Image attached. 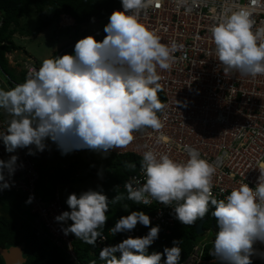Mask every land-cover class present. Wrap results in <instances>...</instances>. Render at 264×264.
Wrapping results in <instances>:
<instances>
[{
  "label": "clouds",
  "instance_id": "obj_1",
  "mask_svg": "<svg viewBox=\"0 0 264 264\" xmlns=\"http://www.w3.org/2000/svg\"><path fill=\"white\" fill-rule=\"evenodd\" d=\"M176 2L182 6L188 0ZM197 2L192 0L193 4ZM120 3L121 10L113 11L104 26L102 41L92 36L79 39L73 54L44 59L38 69L29 68L23 83L5 77L7 88L0 86V111L11 117L0 132L5 152L28 149L33 155V147L36 151L46 149V140L56 143L61 154L73 148L107 151L130 144L134 132L163 127L157 115L165 108L158 97L162 77L157 68L169 70L172 54L179 46L175 42L162 43L154 31L139 22L141 11L158 7L160 0ZM251 15V9L245 6L225 8L211 32L216 56L225 71L238 70L255 77L264 74V43H258L264 28L253 32ZM62 16L68 17L69 26L61 29L75 26L69 16ZM25 63L33 64L24 61L22 71ZM187 157L178 162L168 154L145 151L141 163L144 182H137L138 186L126 183L127 199L143 205L156 201L172 206L175 218L183 225H193L205 217L210 206L214 207L211 214L218 231L211 254L219 264H252L253 245L264 243V173L255 188L241 182L218 199L212 192L215 165L201 158L194 148L187 149ZM17 161V155L0 159V190L10 187L8 178L17 170ZM56 190L59 192L58 187ZM122 198L117 195L110 203ZM32 199L30 196L27 202ZM66 204L70 211L55 217L57 221H72L64 229L65 235L74 234L93 247L98 238L107 239L102 230L109 218V201L104 194L93 190L81 193L79 198L70 194ZM137 223L147 227L150 217L143 211H131L109 229L110 235L129 232ZM159 232L158 225L152 226L145 236H129L104 247L99 258L105 264H160L162 253H148ZM173 245L163 251L164 264H179L182 249L178 241Z\"/></svg>",
  "mask_w": 264,
  "mask_h": 264
},
{
  "label": "built area",
  "instance_id": "obj_2",
  "mask_svg": "<svg viewBox=\"0 0 264 264\" xmlns=\"http://www.w3.org/2000/svg\"><path fill=\"white\" fill-rule=\"evenodd\" d=\"M234 5L251 9V18L255 22L253 32L264 28V0H198L196 4L188 0L182 6H178L176 0H160L158 7L141 11L139 22L142 25L154 31L162 43L170 45L175 42L179 46L172 54L171 68H157L162 77L159 93L165 104V108L158 114L163 127L159 130L145 128L134 132L130 144L109 149L105 153L115 156L131 154L142 163L143 153L152 150L184 162L188 158L187 149L194 148L201 158L216 167L212 177V192L216 198H223L232 189L238 188L241 182L255 188L261 173H264V74L252 77L238 70L225 71V66L216 56L211 32L213 25L223 17L225 8ZM187 8H191V11H186ZM115 10H121V6L111 13ZM110 14L101 20L103 26L99 30L84 37L92 36L102 41L106 35L104 26ZM67 20L68 17L61 16L58 28L69 26ZM1 21L0 12V25ZM258 43H264V35H261ZM29 68L37 67L25 63L24 80ZM176 100L181 103L176 105ZM9 119L11 117L0 111V132L5 130ZM72 154L79 155L78 151ZM10 155L18 156V167L14 175L8 178L10 187L0 190V198L4 194H23L29 212L39 218L49 241L64 251L72 264H79L72 245L73 238L70 233L64 234L69 220L55 219L66 211L58 190L49 200L39 199L35 189L40 173L32 155L28 154V149L7 153L0 142V159L7 160ZM129 182L134 186H138L137 182H144L141 167L125 181L124 189ZM30 196L33 199L27 202ZM140 205L151 210L149 226L159 225L165 235L171 233L175 226L172 206L156 201ZM144 228L146 226L137 223L129 232L115 235L108 232L105 235L107 239H97V254L104 247L116 245L129 236L140 237V231ZM113 238L117 240L113 242ZM211 245L212 239L209 243L197 241L188 257L179 264H219L210 252ZM253 248L252 264H264V243L257 241Z\"/></svg>",
  "mask_w": 264,
  "mask_h": 264
},
{
  "label": "trees",
  "instance_id": "obj_3",
  "mask_svg": "<svg viewBox=\"0 0 264 264\" xmlns=\"http://www.w3.org/2000/svg\"><path fill=\"white\" fill-rule=\"evenodd\" d=\"M120 6V0H0L2 18L0 25V70L9 80L16 84L24 82L23 71L15 76L8 70L9 66L6 55L22 49L21 46L14 43L13 38L15 35L18 34L22 37L36 36L42 33L45 28L47 29L52 26V24H56L58 28L61 16L67 15L74 21L75 26L71 27V29H73L75 36L79 30H84L87 25L104 20L113 9ZM29 13L36 15L39 19V27L35 31L27 30L21 25L20 21L24 17H27ZM58 31L70 37V28H58ZM76 42L77 40L69 45H72V48H74L73 45ZM65 53L66 51L62 50L59 56ZM158 97L163 103V97L159 92ZM53 160L56 163L61 162L63 168L58 169L56 167L54 169L53 179L51 178L49 187H47L48 185L46 184L48 182L44 181L45 177H42L41 170L34 160L35 166L41 175L36 183L35 195L42 201L53 198L56 188L62 182L70 184L77 179H81V177L95 180L104 174V180L99 189V192L104 194L109 201V210L106 213L109 218L106 221L105 228L102 230L104 235L108 234L109 229L114 227L116 221L121 216H126L131 211H143L148 216L151 215L150 209L128 200L127 190L124 189L125 181L131 175L137 173L141 167V160L134 155L115 156L104 153L103 156L92 155L90 158H83L80 155L73 156L70 153L54 157ZM133 164L135 167H131ZM11 195L12 197H9L10 200L6 201L7 205L14 201L22 203L26 200L23 194ZM117 195L123 198L117 203H110ZM61 201L64 209L70 211L64 198H61ZM125 204L128 205V208L123 207ZM213 210L214 207L210 206L209 212L205 217L196 221L193 225H183L175 218V226L169 235H165L162 228L158 225L160 228L158 238L154 244L148 247V253H162L160 264H164L166 259V256L163 255L164 249L171 248L174 246L173 241H178L182 249L179 261L181 263L188 257L192 247L198 240L199 236L195 233V226L201 220H204L203 231H211L213 234L212 241L214 242L215 233L218 231V228L215 218L211 214ZM14 213L10 215L7 213L6 219L3 218L0 222V238L6 239L5 243L0 242L1 247H5L6 244L22 246L27 256L26 264H72L66 253L49 241L44 227L37 217L30 216L29 214L26 215L27 217H24L19 216L16 212ZM71 223L72 221L69 220V226ZM152 226L157 225H151L141 230L140 237L145 236ZM71 236L73 238L72 245L75 257L79 264H84L81 262V258H85L87 264H92L93 261L95 264H105V261L99 258L96 247L77 239L74 234H71ZM112 240L115 242L117 239L113 238ZM212 247L213 245L210 247L211 250ZM116 256L119 258L120 254Z\"/></svg>",
  "mask_w": 264,
  "mask_h": 264
},
{
  "label": "rangeland",
  "instance_id": "obj_4",
  "mask_svg": "<svg viewBox=\"0 0 264 264\" xmlns=\"http://www.w3.org/2000/svg\"><path fill=\"white\" fill-rule=\"evenodd\" d=\"M21 25L30 31H35L39 27V19L36 17V15L29 13L27 17H24L22 19ZM103 26V22L99 21L90 25H87L84 30H79L76 35L74 36L73 29L70 28V37L64 38V41H60L59 38H56L55 36H59L58 28L56 24H52V26L48 27L47 29L36 36H29V37H21L20 35H15L13 38V41L16 45L21 46V50L17 52H13L11 54H7V61H8V70L12 72L11 67L14 66V63L17 62V60H31L35 67L39 68L42 61L44 59L53 58L54 56H59L62 52V50H65V54H73L74 48H72L71 44L72 42H75L76 40H79L80 38L84 37L85 35H88L96 30H99ZM60 36L62 33H59ZM13 73V72H12ZM6 75L3 74V72L0 70V86H3L7 88V82L5 79ZM49 147L51 148V151L53 152L52 157L49 159L47 158L46 162L44 164L41 163V157L38 155V152L33 147L34 154L32 157L36 161L39 169L41 170L42 177H46L44 181H47L49 187V184L51 183V178L53 179L54 175V169L57 167L58 169H62L63 165L61 162L56 163L54 157L60 156V155H67L72 153L73 151H78L79 155L83 158L95 155V156H103L105 151L103 150H92L88 148H73L72 150L66 152L65 154H61V150L57 147V144L52 142L51 140H47ZM104 180V174L99 177V179L95 180H88L84 177H81V179H77L73 181L70 184L60 183L58 185L59 192L61 194V197L64 198L66 201L68 196L70 195V192L72 194H76L79 198L80 194L88 191L93 190L99 192L100 185ZM45 185V186H46ZM70 191V192H69ZM12 197L11 194H4L2 198H0V204H4L2 202H6L10 200L9 197ZM16 200V199H14ZM10 204V203H8ZM6 206V205H5ZM13 208V209H12ZM11 209V210H10ZM5 213L11 214L16 212L19 216L27 217L26 215L29 214L28 209L26 207V203H17L12 202L9 206L6 208H3ZM17 210V211H16ZM15 214V213H14ZM14 216V215H13ZM11 216V217H13ZM213 237V234L211 231H206L202 235L198 237V241L209 243ZM81 262L84 264H87V261L85 258H81Z\"/></svg>",
  "mask_w": 264,
  "mask_h": 264
},
{
  "label": "water",
  "instance_id": "obj_5",
  "mask_svg": "<svg viewBox=\"0 0 264 264\" xmlns=\"http://www.w3.org/2000/svg\"><path fill=\"white\" fill-rule=\"evenodd\" d=\"M203 224L204 220H201L196 224L195 233L197 236L203 234ZM0 256L4 261V264H23L25 261L22 250L17 246L4 249L0 248Z\"/></svg>",
  "mask_w": 264,
  "mask_h": 264
},
{
  "label": "crops",
  "instance_id": "obj_6",
  "mask_svg": "<svg viewBox=\"0 0 264 264\" xmlns=\"http://www.w3.org/2000/svg\"><path fill=\"white\" fill-rule=\"evenodd\" d=\"M59 34V33H58ZM22 37V36H21ZM56 38H59V40L60 41H64L65 39L64 38H68V36H66L65 34H62L61 36L59 35L58 37L57 36H55ZM24 61H27V60H17V62L16 63H14V66L13 67H11V70H12V72H13V74L15 75V76H17L21 71H22V68H21V65H22V63L24 62ZM29 61H31V60H29ZM32 62H34V61H32ZM50 144V143H49ZM49 144H48V141L46 140V145H47V147H46V149L44 150V151H37L38 152V155L41 157V163L42 164H44L45 162H46V160H47V158L49 159L50 157H52V154H53V152L51 151V148L49 147ZM74 152V151H73ZM72 152V153H73ZM46 178V177H45ZM47 182V181H46ZM70 192V191H69ZM70 194H72V192L70 193ZM2 203H4V204H1V206L3 207V208H6L8 205H7V203L6 202H2ZM6 205V206H5Z\"/></svg>",
  "mask_w": 264,
  "mask_h": 264
},
{
  "label": "flooded vegetation",
  "instance_id": "obj_7",
  "mask_svg": "<svg viewBox=\"0 0 264 264\" xmlns=\"http://www.w3.org/2000/svg\"><path fill=\"white\" fill-rule=\"evenodd\" d=\"M6 217H7V215H6L5 211L3 210V207H2L1 204H0V222H1V220H2L3 218L6 219ZM5 241H6V239H4V238H0V242H4V243H5ZM8 247H12V245H7V244H6L5 247H1V246H0V248H2V249H4V248H8ZM17 247H19V248L22 250L23 256H24V258H25L24 263L26 264V263H27L26 252L24 251V249H23L22 246H17ZM24 263H23V264H24ZM0 264H4V261H3V259L1 258V256H0Z\"/></svg>",
  "mask_w": 264,
  "mask_h": 264
},
{
  "label": "bare ground",
  "instance_id": "obj_8",
  "mask_svg": "<svg viewBox=\"0 0 264 264\" xmlns=\"http://www.w3.org/2000/svg\"><path fill=\"white\" fill-rule=\"evenodd\" d=\"M41 176V175H40ZM2 198V197H1ZM99 256V255H98ZM25 264V263H24Z\"/></svg>",
  "mask_w": 264,
  "mask_h": 264
}]
</instances>
